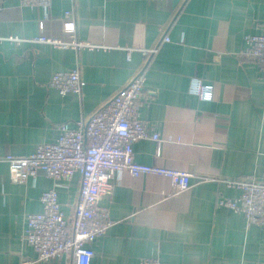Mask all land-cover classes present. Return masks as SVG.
I'll return each mask as SVG.
<instances>
[{"label":"crops","instance_id":"0c3cea01","mask_svg":"<svg viewBox=\"0 0 264 264\" xmlns=\"http://www.w3.org/2000/svg\"><path fill=\"white\" fill-rule=\"evenodd\" d=\"M75 7L76 35L94 45L80 50L30 39L72 36L65 12ZM264 34V0H52L41 7L0 0V156H26L59 137V125L76 127L117 94L146 64L140 116L159 132L157 142L136 141L135 160L194 173L191 187L173 193L166 176L114 180L109 208L113 225L90 244V264H264V222L248 224L243 213L218 205L236 199L227 179L264 181V71L245 53L247 34ZM169 37L165 41L164 37ZM157 47L152 57L143 49ZM128 48H132L130 57ZM80 68L83 95H61L49 82L56 71ZM199 77L214 97L190 93ZM80 174L54 181L39 175L10 179L0 164V264H74L62 254L49 262L23 240L26 215L43 209L42 193L56 187L62 210L74 216Z\"/></svg>","mask_w":264,"mask_h":264},{"label":"built area","instance_id":"2783aa9c","mask_svg":"<svg viewBox=\"0 0 264 264\" xmlns=\"http://www.w3.org/2000/svg\"><path fill=\"white\" fill-rule=\"evenodd\" d=\"M23 5L41 7L49 15L52 0H20ZM76 10L65 12L64 28L72 39L41 34L30 39L33 42L49 43L58 47L77 50L93 48V43L81 40L76 35ZM21 44L27 39L17 36L4 37ZM169 41V37H164ZM245 53L256 61L264 71V34H247ZM157 47L143 49L145 56L152 57ZM132 48H128V56ZM148 62V61H147ZM145 63V66L147 64ZM143 67L117 94L87 120L78 121L76 127L61 123L59 137L54 142L41 143L35 153L26 156L7 154L0 156V164L6 162L10 179L16 183H26L39 175L54 181L71 180L80 174L79 191L74 204V216L67 217L62 210L56 187L45 190L40 200L42 211L26 215V225L22 238L33 245L39 253L35 261L49 262L62 254L70 255L74 264H90L95 255L90 246L98 236L104 235L113 225L109 208L101 201L110 197L114 180L122 171L132 176L154 174L166 176L173 185V193H181L191 187L194 173L157 164H144L135 160L136 141L151 139L157 142V155H161L162 138L155 127L140 116L143 92L146 85V67ZM49 84L61 95L75 93L83 95L84 80L80 68L56 71ZM190 93L201 100L210 101L214 97V86L205 84L199 77L191 80ZM227 184L239 188L241 195L236 199L218 198V205L228 206L245 215L247 223L264 222V181L247 179H227ZM34 261L25 260L23 264ZM141 264H167L159 257H145Z\"/></svg>","mask_w":264,"mask_h":264}]
</instances>
